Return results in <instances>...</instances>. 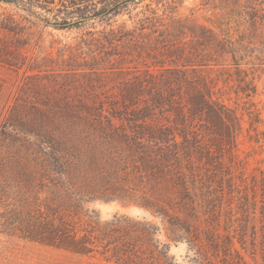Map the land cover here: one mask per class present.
Here are the masks:
<instances>
[{"label": "trees", "instance_id": "16d2710c", "mask_svg": "<svg viewBox=\"0 0 264 264\" xmlns=\"http://www.w3.org/2000/svg\"><path fill=\"white\" fill-rule=\"evenodd\" d=\"M144 1L0 0V3L21 7L47 26L68 30L91 21L110 20L122 7ZM250 8L259 12L256 7ZM170 9L167 7L161 16L156 10L147 9L134 30L119 27L100 32L98 45L103 48L101 53L105 57L119 55L120 47L141 45L149 49L153 45L151 34L145 31L151 29L153 34L159 33L156 49L164 57V61L157 63L161 73H149L137 83L140 94L124 102L125 113L119 120L129 122L128 129L116 127L114 119L118 115L109 117L105 113L109 111L103 106L82 105L66 111L67 126L48 117L49 125L45 127L44 123L39 130H29L23 123L9 118L13 122L11 127L36 140L32 143L30 137L24 144L41 150H37L29 162L34 169V181L40 188L33 197L22 187L11 190L6 174L9 164L0 165L3 171L0 170V202L7 201L9 194L15 201V204L0 206L4 210L0 212V234L47 243L78 255L92 253L93 240L97 239L95 228L91 224L88 225L93 231L76 228L82 222L77 215L79 205L97 194V191L82 192L77 181L86 183L87 170L93 166L96 172L92 178L104 198L111 201L127 197L142 186L139 205L169 218L171 224L176 222L173 224L180 228L177 235L186 234L193 248L199 246L192 224L209 215L207 219L213 218L209 220L213 223L226 218L228 234L222 236V243L223 246L229 244V248H221L232 257L227 264H246L240 251H246L248 245L257 251V221L264 220V171L252 178L251 185L243 188L238 184L241 178L233 169L238 164L236 149L243 130L241 118L235 109L215 98V88L197 74L209 65L217 72L234 68L240 92L246 98L257 94L255 79H249L248 71L241 68L242 56L230 37L219 39L206 26L189 25L185 20L176 19L167 14ZM261 18L264 20V14ZM102 69L100 62L88 68L89 74H97ZM249 116L250 129L255 132L250 140L259 144L264 139V134L255 126L260 114L249 111ZM8 127V122L2 125V137L7 136ZM42 152L44 156H40ZM86 159L98 163L89 165ZM23 182L27 181L23 179ZM41 194L46 197L41 199ZM230 230L235 233L233 236L229 235ZM261 232L264 236V227ZM209 242L212 246L219 245L213 239ZM260 247L264 248V242ZM198 250L193 257L196 264H214ZM163 257H167V253ZM165 263L174 264L167 260Z\"/></svg>", "mask_w": 264, "mask_h": 264}, {"label": "rangeland", "instance_id": "374dc122", "mask_svg": "<svg viewBox=\"0 0 264 264\" xmlns=\"http://www.w3.org/2000/svg\"><path fill=\"white\" fill-rule=\"evenodd\" d=\"M260 3L263 4L255 6ZM252 6L259 12L252 11ZM167 7L172 8L168 15L185 20L189 25L206 26L219 39L230 37L235 42L243 59L241 68L248 71L249 79H255L256 95L246 98L240 92L234 68L217 72L209 65L200 69L197 76L205 78L215 88V98L235 109L241 118L243 130L238 136L236 149L238 164L233 169L235 175L241 178L237 180L238 184L245 188L252 184L254 176L264 171V139L259 144L250 140L255 132L250 129L252 121L249 116V111L260 114V121L255 126L259 133L264 134V20L261 18L264 11L260 10L264 9L263 0H146L122 7L118 15L110 20L91 21L80 28L68 30L47 26L21 7L0 3V165L9 164L6 174L12 184L11 190L22 187L31 197L36 195L40 186L34 181V169L29 162L37 150H41L24 144V140L31 136L11 127L13 122L9 118L23 123L29 130H39L40 127L43 129L44 123L45 127L49 125L48 117L67 126L66 111H73L82 105L103 106L109 111L105 112L109 117L118 115L114 119L116 127L128 129L129 122L119 120L120 115L125 113L124 102L140 94L137 83L146 79L149 73H161L157 63L164 61V57L156 49L159 33L153 34L151 29L145 31L151 34L153 45L149 49L141 45L120 47L119 55H112L111 52V57H105L101 53L103 48L98 45L100 32L119 27L134 30L147 9L156 10L161 16ZM252 16L255 18L252 19ZM102 59L106 60L101 62ZM99 62L103 69L97 74H89L88 68ZM129 91L132 93H127ZM7 122V136L2 137V125ZM35 141L31 137V142ZM22 144L26 147L21 148ZM94 162L86 159L89 165ZM87 171V182L83 184L79 179L77 184L82 187V192L97 191V194L79 205L80 213L77 215L82 222L77 224L76 229L93 231L95 228L94 237L97 239L93 240L94 251L83 256L47 243L0 234V264H166L165 260L174 264H196L193 261L196 249L211 263L231 262L232 257L224 252L229 244L223 246L222 243V236L228 234L225 232V217L213 223L210 222L213 218L207 219V215L193 222L192 232L199 246L193 248L186 234L177 235L180 228L174 225L176 222L171 224L169 218L139 205L141 200L138 198L144 190L142 186L127 197L120 196L109 201L102 196L92 178L96 172L94 167ZM10 197L11 194L7 201L0 202V206L15 204ZM45 197L41 194V199ZM3 211L0 207V212ZM258 216H261L260 210ZM74 222L80 223L77 220ZM262 223L263 219L257 221V251L249 245L246 251H240L246 264H264V248L260 247L264 242ZM88 224L93 226L92 229ZM234 234L230 230L229 235ZM212 239L219 245L212 246L209 242ZM234 242L240 250L237 240L234 239ZM166 253L167 257H163Z\"/></svg>", "mask_w": 264, "mask_h": 264}]
</instances>
